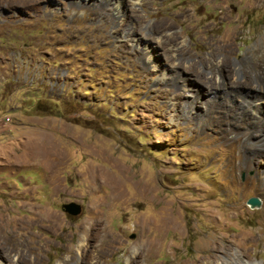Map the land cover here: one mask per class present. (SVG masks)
Segmentation results:
<instances>
[{
  "label": "rangeland",
  "instance_id": "rangeland-1",
  "mask_svg": "<svg viewBox=\"0 0 264 264\" xmlns=\"http://www.w3.org/2000/svg\"><path fill=\"white\" fill-rule=\"evenodd\" d=\"M217 46L255 76L264 0H0V243L36 264H264V96L214 88Z\"/></svg>",
  "mask_w": 264,
  "mask_h": 264
},
{
  "label": "bare ground",
  "instance_id": "bare-ground-1",
  "mask_svg": "<svg viewBox=\"0 0 264 264\" xmlns=\"http://www.w3.org/2000/svg\"><path fill=\"white\" fill-rule=\"evenodd\" d=\"M115 7H116V9H118L119 8V4L118 3L115 4ZM176 40H177V36H176ZM216 52H217V56L219 54H222V57H221L220 61H217V82L215 80L212 81V83H216V85L214 86V88H216L217 91H221L223 93H231L232 91H234L238 87H247L248 89H250V91H253L254 92L253 94H255V92L260 94V96H255L256 99L261 98L262 96H264V60H261L260 64H258L256 66L257 69H258V72L255 74V76H253L252 74H250V72H249L248 69L241 70L239 67L238 68L236 67L237 65L229 63V61H228V57L230 55V49H229V47L228 48H223V47L220 48V47L217 46ZM204 61H205V59H204ZM240 72H242L243 79H244V81L242 80L243 81L242 83H239L238 80L236 81V79L239 76V73ZM194 81H197V80H194ZM202 81L199 78L198 83H200V84L207 83L204 80H202ZM223 101H225V100L223 99ZM220 103H221V101H220ZM247 104H248L247 105V108H243V111H241L242 114H239L238 113V117L241 118L242 115L245 112L246 113H249V114H252V115H256L255 114L256 109L250 108L251 105H249V102ZM227 109H229V108H227ZM232 109H233V107H232ZM233 115L234 114H232V116ZM241 123H242L241 125H243L245 123V119L244 118H243V120H242ZM262 126H264V123H263ZM258 137L260 138V141L261 142L264 141V127L260 130ZM259 147H261V146H259ZM261 149H264V145L261 147ZM253 162H255V161L251 158L250 164H254ZM257 180L259 181L260 191L264 195V172L263 171H259ZM6 238L9 239L10 242L8 244H7L6 241H3V242L0 243L1 246H2V247H0V258H5L6 261H8L9 263H11L10 262V254L12 252H15L17 250L16 253H17V260L18 261L19 260H22L24 262H29V263H32L33 262V263L36 264V260H34V259L31 260L29 258V256H28L27 252L24 249H22V243H21L20 236H16L15 235V236L11 237V236L7 235ZM233 247H234L233 242L232 241H229V242H226L225 244H223V246H217V250H223L226 253H230V250ZM30 252H32V249L31 248L29 249V253ZM83 252L84 251H82V254H83ZM140 257L142 259V256H140ZM242 258H243V256H240V254H239L238 261H241ZM85 260H86V264H87V258ZM88 262H90V264H99L97 261H91V260H89ZM244 264H255V263H250L249 262V263H244Z\"/></svg>",
  "mask_w": 264,
  "mask_h": 264
},
{
  "label": "water",
  "instance_id": "water-1",
  "mask_svg": "<svg viewBox=\"0 0 264 264\" xmlns=\"http://www.w3.org/2000/svg\"><path fill=\"white\" fill-rule=\"evenodd\" d=\"M248 204L251 206V207H255V206H258L259 205V200L257 198H250L248 200ZM62 209H64V211L69 214V215H72V216H77L80 214L81 212V207L75 203H68V204H64L62 206Z\"/></svg>",
  "mask_w": 264,
  "mask_h": 264
}]
</instances>
